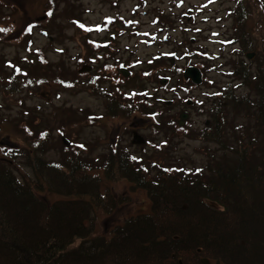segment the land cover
Listing matches in <instances>:
<instances>
[{
  "label": "rangeland",
  "instance_id": "rangeland-1",
  "mask_svg": "<svg viewBox=\"0 0 264 264\" xmlns=\"http://www.w3.org/2000/svg\"><path fill=\"white\" fill-rule=\"evenodd\" d=\"M91 41L101 46L93 48ZM7 61L21 69L14 86L7 85L15 74ZM190 66L202 67L197 85L184 76ZM263 73L264 0H0L5 145H24L21 126L41 123L50 131L45 159L65 156L67 141L68 153L77 150L99 174L110 153L140 157L154 175L165 169L206 172L221 147L199 133L211 124L219 98L231 93L239 99L222 98L226 133L235 113L237 125L253 126V117L234 108H243L244 98L259 102L264 97L257 79ZM13 166L20 180L33 177L22 156ZM101 182L102 190L126 201L112 215L93 212L97 233L107 234L123 218L150 211L145 190L131 181Z\"/></svg>",
  "mask_w": 264,
  "mask_h": 264
},
{
  "label": "trees",
  "instance_id": "trees-1",
  "mask_svg": "<svg viewBox=\"0 0 264 264\" xmlns=\"http://www.w3.org/2000/svg\"><path fill=\"white\" fill-rule=\"evenodd\" d=\"M11 63L6 65L13 73H21ZM16 76L11 74L7 85L14 86ZM257 79L264 88V73ZM222 98L239 100L231 93ZM222 98L211 124L199 133L221 147L206 172L165 169L154 175L138 157L110 153L99 174L77 150L69 154L66 142L65 156L45 159L50 131L41 123L21 126L25 146L5 145L0 127V264H202L203 258L210 264H264V97L259 102L242 97L247 104L234 110L242 109L255 123L237 125L235 113L230 134L222 126L227 122ZM21 156L33 177L20 180L13 172L14 159ZM103 178H124L145 190L150 211L123 218L107 234L97 233L93 212L112 215L126 201L102 190Z\"/></svg>",
  "mask_w": 264,
  "mask_h": 264
},
{
  "label": "water",
  "instance_id": "water-1",
  "mask_svg": "<svg viewBox=\"0 0 264 264\" xmlns=\"http://www.w3.org/2000/svg\"><path fill=\"white\" fill-rule=\"evenodd\" d=\"M184 76L185 77H189L190 80L195 83V84H198L201 82V72L199 71L198 68H195V67H187L184 71ZM185 116V114H181V118L183 119ZM201 263L202 264H209L208 263V260L203 258L201 259Z\"/></svg>",
  "mask_w": 264,
  "mask_h": 264
},
{
  "label": "flooded vegetation",
  "instance_id": "flooded-vegetation-1",
  "mask_svg": "<svg viewBox=\"0 0 264 264\" xmlns=\"http://www.w3.org/2000/svg\"><path fill=\"white\" fill-rule=\"evenodd\" d=\"M248 54H249V53H248ZM248 54H246V57L250 59V58L252 57V55H251L250 57H248Z\"/></svg>",
  "mask_w": 264,
  "mask_h": 264
},
{
  "label": "snow or ice",
  "instance_id": "snow-or-ice-1",
  "mask_svg": "<svg viewBox=\"0 0 264 264\" xmlns=\"http://www.w3.org/2000/svg\"><path fill=\"white\" fill-rule=\"evenodd\" d=\"M49 15H51V13H49ZM133 159H135V158H133Z\"/></svg>",
  "mask_w": 264,
  "mask_h": 264
}]
</instances>
